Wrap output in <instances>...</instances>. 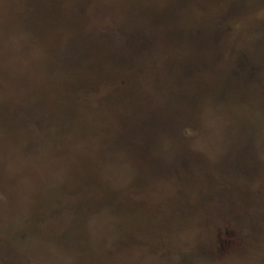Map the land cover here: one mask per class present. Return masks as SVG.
Wrapping results in <instances>:
<instances>
[{"label":"rangeland","instance_id":"obj_1","mask_svg":"<svg viewBox=\"0 0 264 264\" xmlns=\"http://www.w3.org/2000/svg\"><path fill=\"white\" fill-rule=\"evenodd\" d=\"M5 1L0 0V69L8 78L6 82L0 77V82L10 91L7 93L11 100L6 102L0 97V166L9 170L12 161L34 163L41 173L42 182L52 185L51 179L56 177L54 169L59 167V160L65 158V150L90 148L102 157L99 173L104 183L113 187L127 186L136 173L140 175L139 170L132 166L126 154L122 155L121 147L120 153L117 152V144L106 137L92 118L83 117L77 121L78 124H70L64 109L58 107L57 77L51 72L58 60L50 56L40 60L37 55L39 50L35 48L39 33L29 32L25 27L23 30L16 28V23L13 24L15 30H11V24L5 20L8 15L2 8ZM104 15V12L93 9L90 20L85 21L91 28L87 31L98 36L107 30L108 21L102 18ZM117 21L113 18L119 27ZM71 40L63 47L67 53L75 44ZM113 48L120 49V52L129 50L123 40H116ZM70 58L69 55L66 57V63L71 61ZM49 83L56 86L52 94ZM126 87L128 83L123 84L120 80V90ZM167 103L174 105L172 99ZM23 116H30L33 124H26ZM149 118L166 131V141H159L152 135L149 141L140 135H134L133 140L138 147H148V152L155 156L151 160H163L164 164L158 163L160 172L149 176L155 179L168 175L169 169L175 168L173 159L179 158L183 151L176 135L181 123L151 111ZM202 129L201 142L193 140L191 145L197 153L201 149L210 159L208 153L212 152L206 144L211 137L210 129ZM257 133V136L250 131L246 134L244 149H241L244 152L239 154L241 157L234 155L229 162L231 167H227L222 162L224 159L217 156L207 164L213 176L208 174L207 178H200L190 169L186 170V177L190 178L188 188L197 187L200 179L201 191L168 189L166 198L150 197L154 202L159 201L156 204L146 208L142 205L136 209L133 207L145 229L137 233L131 232L127 225L122 228L124 232L120 229V237L123 238L120 239L121 248L126 246L128 232L138 237L132 251L127 246L120 249V257L111 253L112 246L116 244L111 237L112 229L119 223L116 213L104 208L89 211L83 223H79V226L85 227V234L83 232L76 238L71 235L69 244L62 240L67 250L63 247L54 249L42 245H53L52 235L42 243L37 242L36 236L41 231L40 225L32 222L34 209L25 201H10L8 207L0 212V235L6 234L11 246V250H6L9 261L13 264H40L42 256L36 251L45 250L48 255L41 264H83L86 258L90 264H264V173L249 174L258 166L263 167L264 172V127L258 128ZM247 144L253 145L254 152L259 153L255 160L251 155L247 157ZM233 151H236L235 148ZM78 167L79 164L76 165ZM65 183L68 184V181ZM69 183L70 187L66 190L72 193L75 177L74 181L70 178ZM20 184L24 188L23 182ZM145 199L149 200V197ZM120 206L123 204L120 203ZM124 206L122 211L125 212L128 205ZM120 215V221H123V215ZM23 220L27 225L23 227L25 235L12 238L11 224ZM76 227L64 230L74 234L73 228L76 230ZM59 230L64 232L61 234L66 233L63 229ZM87 251L91 252L87 254Z\"/></svg>","mask_w":264,"mask_h":264},{"label":"trees","instance_id":"obj_2","mask_svg":"<svg viewBox=\"0 0 264 264\" xmlns=\"http://www.w3.org/2000/svg\"><path fill=\"white\" fill-rule=\"evenodd\" d=\"M167 13H175L180 20L173 26L174 21L166 15ZM104 14L102 18L108 21L105 31L108 33L111 31L110 34L115 40H123L128 47L133 42L130 28L137 31L136 49L145 51L149 48L153 54L150 62L146 57L145 60L140 59L141 64H147L155 73L161 71L170 80L173 85L172 92L180 99L182 108L173 109L171 115L184 117L176 133L182 142L183 151L179 153V158L173 159L175 168L171 171L169 169L168 175L155 179L151 177L147 184L141 187L135 186L122 194L119 192V198L123 195L127 199L126 210L135 211L137 206L142 205L146 208L159 202L152 201L151 196L166 198L168 189H187L190 180L186 177L187 169L201 178L206 175L201 171L200 163L209 165L208 161L217 156L230 162V154L234 153L237 144L234 139L235 133L250 131L255 125L264 124V46L256 43L264 41V0H120V28L113 22L109 11L104 9ZM174 27L182 32L180 36L182 40L174 34L170 36L162 34L160 37L157 35L160 31L169 32ZM208 28L215 29V36L207 34ZM153 30L157 34L152 36ZM105 31L100 32V36L107 35ZM183 57L187 60V68L181 73V77L175 80L168 71L169 67L167 70V65L170 62L177 63ZM174 66L170 67L172 72L175 70ZM138 72L135 70L128 74L117 73L110 86H120V80L123 84L129 83L131 79L137 78ZM0 77L7 82L8 77L2 74V69ZM105 88L104 82L95 87L92 90L93 96L102 98ZM157 89L144 84L139 89V96L149 101L153 93H157ZM7 92L10 91L0 82V97L9 102L11 98ZM112 116L115 119L114 113ZM22 119L26 124H33L30 116H23ZM202 127L210 129L211 137L206 142L212 152L208 153L210 159L201 149L197 153L191 145L193 140L201 142ZM31 130L33 131L32 128ZM243 141L242 144L245 143ZM241 149H244L243 145H240L239 152H244ZM209 171L213 176L211 169ZM169 180L172 183H168ZM22 182L24 189L20 193ZM42 183L41 173L34 163L11 162L9 170L0 166V212L8 207L10 201H29L28 190ZM145 189L153 192L142 191ZM51 191L53 198L50 203L43 206V211L49 212L45 214L41 223H36L37 225H59L60 220L66 217L67 212L61 213L59 209L53 208L60 205L61 200L69 198L71 192L62 187H54ZM28 194L32 197L30 193ZM141 197H149V200L140 199ZM11 226L12 238L25 235L23 227L27 225L24 220L18 224L15 221ZM115 227L112 229L111 237H114L116 244L112 246L111 253L114 252L120 257V249L127 246L132 251L138 237L129 235L126 246L121 248L120 228L114 229ZM9 243L6 234L1 233L0 264L12 263L6 252L11 250ZM36 252L42 256L40 264L44 263L48 252L45 250H41L42 253L39 250ZM22 258L26 260L25 256Z\"/></svg>","mask_w":264,"mask_h":264},{"label":"water","instance_id":"obj_3","mask_svg":"<svg viewBox=\"0 0 264 264\" xmlns=\"http://www.w3.org/2000/svg\"><path fill=\"white\" fill-rule=\"evenodd\" d=\"M2 8L8 15L5 17V20H7V24H11V30H15L13 24L16 23V28L21 27L23 30V27H25L29 32L39 33V39H37L39 41L35 44V48L39 50L37 55L40 60L45 56L58 60L51 72L57 77L58 107L64 109L63 112L70 124L72 126L78 124L79 122L77 123V121L83 117L92 118L96 122V126L103 130L106 137L111 138L115 145L117 144L115 147L117 152L120 153L121 147L122 155L126 154L132 166L138 169L140 173V175L136 173L135 178L129 181L127 186L113 187L108 183H104L100 176L99 167L102 163L100 153L90 148L83 151H76L74 149L65 150V158H61L59 160V167L54 169L56 177L51 179L53 184L46 185L42 183L39 186L31 187L27 192V197L30 200H24L34 209L35 216L32 217V222L35 224L37 222L41 223L45 214L49 212V210L43 211V206L50 203L53 198L51 189L62 187L66 190V188L70 187L68 185L70 184L69 179L71 178L74 181L75 177V187L73 192L70 193V197L61 200L60 205L58 204L53 208L59 209L58 211L61 213L67 212L66 217L60 220L59 225L40 224L39 230L41 232L36 236L37 242L42 243L52 235V238H54L53 245L42 243L43 247L66 249L62 240L66 244H69L71 235L76 238L83 232L85 234V227L79 226V223H83L87 213L94 209L104 208L116 214L119 211V223L116 228L122 229L127 225L130 231L135 233L145 229L143 228L144 225L140 224L141 219L134 210L122 211V208H125L124 205H127V199L123 195H120L119 198L118 194L119 192L122 194L124 191L135 186L141 187L147 184V181L151 178L149 176L160 172L158 163L164 164V162L163 160L162 162L155 159L151 160L150 158H154L155 156L151 152H148V147H138L133 140V136L140 135V137H144L149 141V136L151 137L152 135L157 137L159 141H166V131H163L157 124L151 121L149 111L165 114L170 120L179 121V124L183 123L184 117L181 115V117L179 115H171L173 109L181 108V102L173 94V85H171L170 80L161 71L155 73L153 69H149L147 64H141L140 59L145 60L147 58L150 62L153 54L149 48H146L145 51L136 49L138 47L136 46L137 40L135 39L137 31L134 28H130L131 40L133 42L129 44V50L122 52H120V49L115 50L113 48L116 40L110 33L97 36L92 31V33L87 31V29L90 30L91 28L85 21L87 19L90 20V14L93 12V9L100 10V12H104V9L107 12L109 11L111 16L119 21L117 23L120 28V0H6L2 4ZM166 15L174 21L173 26L180 20L175 13H167ZM22 22H24L23 25ZM179 30L174 27L169 32L163 33V31H160L158 34L153 30L151 35L157 34L160 37L162 34L163 36L174 34L182 40V37L180 38L182 32ZM214 30V28H208L207 34L211 33V35L215 36ZM69 39H73L71 41L75 44L72 45L67 53L63 47ZM256 43L264 46L263 40ZM68 55L71 57L69 59L71 61L66 63ZM186 64L187 60L183 57L177 63L170 62L167 65V70L169 67L168 71L177 80L181 77V73L185 68H187ZM172 66L175 68L173 72L170 68ZM135 70L139 71L137 78L129 81L127 89L122 90L124 92L120 90V86H110V82H114L115 74H128ZM103 82L106 88L103 89L102 98L101 96H93L92 90L103 84ZM144 84L158 88L157 91L161 89V93H153V97L149 101L142 99L139 96V89ZM48 85L50 94H52L56 86L50 83ZM165 97L168 100L167 102H170V99H172L174 105L167 103L166 100L163 101ZM111 113L116 115L115 119ZM260 127H264V124L255 125L250 132H254L255 136H257L259 135L257 131ZM248 132L249 130L240 134L235 133L234 139L237 142V145H235L236 151L230 154L229 160L232 161L235 156L241 157L239 155L241 153L239 152V147L243 145V138ZM220 133L221 135L223 134L222 132ZM180 143L182 144V142ZM254 150L255 147L249 144L246 155L247 157L251 155L255 160L257 154ZM135 156H138V158ZM222 162H225L227 167H231V163L229 164L225 160ZM77 164H79L78 168H76ZM202 165L201 163L199 164L203 174L205 172L204 175L206 176L204 177L207 178L211 168L207 164L205 165L208 168L204 165L203 168ZM262 169L263 167L258 166L251 173L249 172V174L252 176L262 174L264 173ZM66 181H68V184L65 183ZM200 186L201 182L199 179L197 187L188 189H196V192H199L201 191ZM23 189H21L20 193ZM142 191L153 192L150 189ZM142 191L140 192L143 194ZM120 203L123 206H120ZM120 213L123 215V221H120ZM71 224L73 227L77 226L76 230L73 228L74 234H68L64 230L65 228L71 229ZM146 227H148L147 224ZM59 229H63L66 235L61 234L64 232ZM128 234L132 235L129 232ZM81 236L83 237V234ZM120 239L123 238L120 237ZM81 249L83 250L84 247H81ZM85 253L88 254V251ZM87 260L88 258L82 261L83 264H90Z\"/></svg>","mask_w":264,"mask_h":264}]
</instances>
